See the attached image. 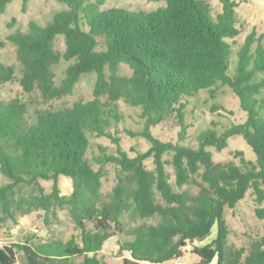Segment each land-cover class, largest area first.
Wrapping results in <instances>:
<instances>
[{"label":"trees","instance_id":"1","mask_svg":"<svg viewBox=\"0 0 264 264\" xmlns=\"http://www.w3.org/2000/svg\"><path fill=\"white\" fill-rule=\"evenodd\" d=\"M29 0H22L24 9ZM65 8L41 25L8 34L16 45L17 63L0 60V87L18 83L21 92L0 100V171L8 182L0 184V222L23 209L51 212L54 205L68 208L78 226V237L24 240L0 244V264H108L104 242L123 232L130 213L142 221L125 231L122 245L139 264L176 261L197 238L216 225V236L192 247L196 264H264V235L236 246L228 243L227 210L234 212L247 192L253 196L256 216L264 220V32L252 29L236 51L231 70V49L240 29L235 26V0H221L213 17L207 0H155L164 4L151 11L126 7L101 8L104 0H59ZM10 0H0V14ZM62 36L63 50L54 45ZM4 43L0 41V46ZM64 64L63 76L56 69ZM125 63L130 74H121ZM94 75L92 97L58 106L55 101L73 92L83 75ZM60 79V80H59ZM228 86L245 112L242 122L220 134L208 127L197 135V145L163 141L151 127L171 115L178 121L182 140L185 100L200 90ZM141 108L144 124L133 136L149 143L130 156L109 131L119 121V102ZM215 108V107H214ZM106 136L116 151L95 160L88 157L90 140ZM241 135L256 159L241 150L234 159L215 161L208 147L222 150L227 139ZM131 150H134L131 147ZM171 152V159L163 155ZM152 158L153 169L145 160ZM117 168L116 183L108 200H102V167ZM174 169L170 181L166 164ZM61 175L72 179V191L61 195ZM40 180H51L49 193ZM195 185L197 192L183 189ZM28 186L26 196L17 187ZM191 188V186H189ZM131 215V214H130Z\"/></svg>","mask_w":264,"mask_h":264},{"label":"rangeland","instance_id":"2","mask_svg":"<svg viewBox=\"0 0 264 264\" xmlns=\"http://www.w3.org/2000/svg\"><path fill=\"white\" fill-rule=\"evenodd\" d=\"M238 3L236 7L235 26L240 29V34L235 38L231 49V70L235 68L237 59L236 51L242 45L244 37L255 29L257 35L264 32V0H235ZM211 7L213 17L221 10V0H207ZM164 4L163 1L155 0H104L101 8L126 7L132 10L151 11ZM66 6L59 0H29L22 8V0H10L6 11L0 14V41L4 43L0 46V60L6 64L17 63L16 45L7 39V35L17 30L25 31L28 29L30 21H35L41 25L48 24L53 15L64 9ZM57 49L63 50L64 40L59 36L55 43ZM64 64H60L56 72L58 78L63 76ZM121 74H130L131 69L125 63L119 67ZM59 79V80H60ZM94 75H83L76 84L72 93L64 95L55 101L58 106L70 105L76 100H87L92 97L94 86ZM21 92V86L18 83H5L0 87V100H7ZM184 122L189 125L187 132L182 140L178 138L180 127L174 115L169 116L160 124L152 126V133L163 141L180 143L190 147L197 145V135L208 127L215 128L220 134L224 129L242 122L245 118V112L239 106V99L234 95L231 89L226 85L217 84L212 90L202 89L196 95L185 100ZM215 107V108H214ZM119 121H112L109 131L114 133L120 141L123 150L134 156L136 151H145L149 143L142 136H133L130 131H139L144 124V118L141 115V108L132 106L123 101L119 102L118 107ZM90 140L88 157L92 164L98 167L95 160L103 154H112L116 151V143L106 136H95L93 132L87 130ZM133 147L134 150H131ZM212 152L215 161H225L234 159L239 162V157L233 158L235 150L244 152L248 159L255 160L256 155L251 146L241 135H233L227 139V146L222 150H217L214 146L208 147ZM171 152L163 155L164 159H171ZM148 169L154 168L152 158L145 160ZM166 169L170 173V181L174 183V169L170 163L166 164ZM104 176L102 178V200H108L109 194L116 183L117 168L110 163L102 167ZM9 180L0 171V184ZM40 184L46 193L51 191V180H40ZM60 194L69 195L72 191V179L61 175L58 181ZM191 186V188L189 187ZM183 189H190L193 193L197 192L198 187L195 185L184 184ZM30 192L28 186L17 187L16 196H26ZM255 203L253 196L247 192L245 197L240 200L234 212L227 210L225 213L229 225L228 243L241 246L259 235H264V220L259 219L255 214ZM14 214L7 216L3 222H0V244L24 240L30 233H35L36 240H50L58 238L63 241L70 239L72 236L78 237V226L74 222L69 210L65 206L54 205L51 212L45 214L43 209H34L24 214L21 209H14ZM131 214V215H130ZM124 219L125 229L116 235L108 238L104 242L103 250L107 255L108 264H139L134 260L129 252L122 248V245L129 239L125 231L131 230L134 225L146 221L155 222L157 217L142 220L137 214L130 213ZM216 236V225L212 227L209 234L204 238H197L183 252L179 260L183 264H196L199 257L192 251L194 245L202 246L210 242ZM176 261L170 260L162 264H174ZM159 264V263H145ZM210 264H216L214 259Z\"/></svg>","mask_w":264,"mask_h":264},{"label":"crops","instance_id":"3","mask_svg":"<svg viewBox=\"0 0 264 264\" xmlns=\"http://www.w3.org/2000/svg\"><path fill=\"white\" fill-rule=\"evenodd\" d=\"M103 247H104V245H103Z\"/></svg>","mask_w":264,"mask_h":264}]
</instances>
